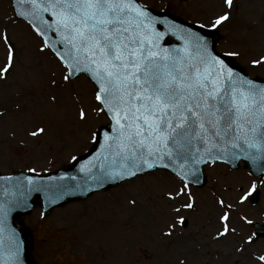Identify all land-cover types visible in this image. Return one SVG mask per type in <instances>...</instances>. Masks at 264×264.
Instances as JSON below:
<instances>
[{
    "label": "rangeland",
    "instance_id": "374dc122",
    "mask_svg": "<svg viewBox=\"0 0 264 264\" xmlns=\"http://www.w3.org/2000/svg\"><path fill=\"white\" fill-rule=\"evenodd\" d=\"M139 1L217 30V50L249 75L264 77V0H232L231 7L225 0ZM225 13L228 20L212 27ZM8 44L14 47L12 68L0 76V173L65 167L94 145L100 127L109 122L97 110L96 88L85 75L65 81L64 65L14 15L11 1L0 0V67L8 61ZM40 128L44 132L33 136ZM204 173L203 186L155 170L48 215L37 206L24 219L33 237L32 256L37 264H264L259 260L264 237L255 238L253 227L264 224V175L253 176L244 162L236 169L208 164ZM252 185L259 191L256 202L250 199ZM186 203L193 207H184ZM224 204L237 205L234 218L243 224L240 230L248 241L207 236L210 229L217 230L214 223L221 214L232 222L233 213L224 212Z\"/></svg>",
    "mask_w": 264,
    "mask_h": 264
},
{
    "label": "snow or ice",
    "instance_id": "6c2138e0",
    "mask_svg": "<svg viewBox=\"0 0 264 264\" xmlns=\"http://www.w3.org/2000/svg\"><path fill=\"white\" fill-rule=\"evenodd\" d=\"M32 3L41 8L39 0ZM225 3L232 6V0ZM42 11H51L56 17L55 31L61 35L65 54L53 51L69 69L64 80L86 72L97 85V110L115 121L116 135L106 133L105 137L110 141L107 147L115 145L116 155L125 162L116 178L153 169L165 157L169 161L173 156L182 157L196 139L207 145L230 136L234 147L239 148L236 141L242 140L248 148L256 149V155L248 157L253 162L264 159V87L239 77L234 80L224 61L208 53L203 37H197L198 47L207 58L191 62L190 56H173L160 47L165 33L155 25L164 21L136 0H44ZM226 20L227 13L212 27ZM2 38L7 44L9 37L5 34ZM13 47L8 44V61L0 67V76L12 68ZM238 84L247 87L241 90ZM79 115L84 119L87 114L81 109ZM43 132L40 128L32 135ZM205 153L213 155L210 147ZM152 157L155 159L150 160ZM204 160V155L193 156L192 163ZM183 192L181 189L176 195ZM183 206L193 207L192 203ZM222 219L226 221L227 214ZM180 223H184L183 217ZM259 260L264 262V256Z\"/></svg>",
    "mask_w": 264,
    "mask_h": 264
},
{
    "label": "water",
    "instance_id": "95a60500",
    "mask_svg": "<svg viewBox=\"0 0 264 264\" xmlns=\"http://www.w3.org/2000/svg\"><path fill=\"white\" fill-rule=\"evenodd\" d=\"M39 2L41 8L35 7L32 0H13V5L19 17L26 19L35 30L39 28L40 31L44 32L42 37L52 50L56 49L61 54H65L61 35L55 31L56 17L51 15V11H42L44 0H39ZM136 3L138 2L136 1ZM147 10L153 17L164 21V23H157L155 27L159 32L165 33L159 43L160 47L166 49L169 54L185 58L190 56L191 62H197L201 57L206 59L207 54L198 47L197 40V37H203L207 42L208 53L224 61L227 67L232 70L234 80L239 77L264 87V79L249 78L241 67L235 65L226 56L216 52L215 43L219 38L216 31L190 24L168 13ZM48 24H52L53 28H48ZM173 24L176 27H171ZM54 52L56 54V51ZM81 73L86 74L91 79L84 71L77 72L71 78ZM91 81L95 84L92 79ZM237 86L241 90H245L247 87L239 84ZM107 115L112 122L108 127L101 129L95 147L85 156L79 157L69 167L48 175L16 172L12 175L0 176V264H35L30 255L31 239L29 233L20 222L34 207L35 197L40 199L44 210L48 212L54 206L62 205L76 197H86L95 191L109 188L124 179L130 178H116L125 162L116 155L115 145L111 149L107 147L110 141L106 139L105 134L116 135L115 121L111 115ZM236 143H239V148L233 146L230 136L225 137L224 140H214L207 145L196 139L193 140L190 148L184 150L182 157L173 156L171 161L165 157L155 168L168 169L195 185H201L205 182L203 167L209 162H226L236 167L240 160H245L249 163L253 174L261 175L264 172V159L258 158L253 162L248 157L256 155V149L248 148L242 140L236 141ZM208 147L211 148L212 157H208L205 153V149ZM241 149L244 151L241 152ZM202 155L205 157L204 162L192 163L193 156L199 158ZM152 159L155 158H150V160ZM163 164H166L167 167L160 166ZM149 170L152 169L143 172ZM257 197L258 193H255L253 199H257ZM257 228L258 234L264 235V230L259 226Z\"/></svg>",
    "mask_w": 264,
    "mask_h": 264
},
{
    "label": "bare ground",
    "instance_id": "6f19581e",
    "mask_svg": "<svg viewBox=\"0 0 264 264\" xmlns=\"http://www.w3.org/2000/svg\"><path fill=\"white\" fill-rule=\"evenodd\" d=\"M126 185V184H125ZM125 185L121 186L118 191H120L122 188H125ZM96 198H100L102 199L103 196H94ZM237 205H230V204H224V206L222 207V210L224 212H228L229 214L232 212V222H229L227 219L226 221L222 219L223 215L221 214L219 217H217V222L214 223L215 226L217 227V230L215 231L214 229H210L207 230L209 231L207 233V236L209 235H212L214 234L216 237H221V235L225 236V237H229V239H234L233 241L235 240H238L240 242H243V241H248V238L246 237V235H244L240 228L242 227V223L241 222H238L234 217H236V212H237ZM204 213V210L201 212V215H203ZM235 220V221H234ZM242 222H244V216H242ZM225 225H227L228 227V231L227 233L224 232V229H225Z\"/></svg>",
    "mask_w": 264,
    "mask_h": 264
}]
</instances>
